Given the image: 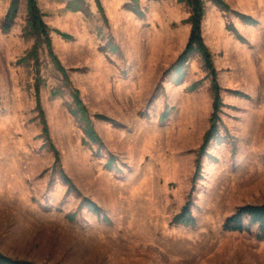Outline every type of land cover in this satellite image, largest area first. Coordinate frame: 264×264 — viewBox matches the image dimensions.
<instances>
[{"label":"rangeland","instance_id":"obj_1","mask_svg":"<svg viewBox=\"0 0 264 264\" xmlns=\"http://www.w3.org/2000/svg\"><path fill=\"white\" fill-rule=\"evenodd\" d=\"M139 1L144 17L127 8L132 0H37L99 147L85 143L46 44L19 62L36 43L25 35L27 0L8 32L11 0H0V251L36 264H264L255 227L224 229L241 206L264 204V0H205L217 82L195 53L182 83L173 65L189 41L190 7ZM216 96L217 131L203 149ZM186 205L194 225L176 220Z\"/></svg>","mask_w":264,"mask_h":264},{"label":"trees","instance_id":"obj_2","mask_svg":"<svg viewBox=\"0 0 264 264\" xmlns=\"http://www.w3.org/2000/svg\"><path fill=\"white\" fill-rule=\"evenodd\" d=\"M20 0H11L10 8L2 22V30L4 32H8L12 26L14 25L15 19L18 15ZM188 5L191 9V16L189 18V22L191 23V33L189 37L188 44L183 51V53L178 57L177 61L174 63L173 68L176 70L183 71L181 77H179L178 83H182L183 76L186 72V66L192 57L193 54L199 53L205 60L207 68L211 71L214 80L217 77V72L213 64L212 54L205 43V39L203 36V20L205 18V0H180ZM217 4L222 8H228V5L223 0H210ZM139 0H132V2L128 3L126 6L129 10H132L138 17H144L145 12L141 9ZM75 4V5H74ZM100 5V4H99ZM28 14H27V25L25 28V35L36 38V43L31 51H29L24 58H22L19 62H27L30 58L38 59V50L41 44H46L49 54L54 60L57 68L64 75L65 84L69 86L71 95H72V103L69 106L70 113L75 117V119L79 122H82L83 132L87 138L85 143L89 142L99 147L103 146V140L97 130L94 127L93 121L91 120L88 107L84 103L81 98L80 91L71 86L72 82L67 73V70L64 68L60 59L56 55L53 49L52 37H51V28L44 20V14L41 11L37 0H27ZM72 10H87L83 7V4H76L75 2L71 3ZM101 10H103L102 5H100ZM65 38H69L68 34H62ZM37 65H39L37 61ZM175 70V71H176ZM41 77H38L35 84L36 98H37V109L42 116V123L44 124V132L48 131L47 121L45 119L44 110L41 106L40 94H41ZM216 81V80H215ZM217 82V81H216ZM215 82V84H216ZM215 89H218V86H215ZM62 92L61 89H54L52 91V96L56 97L60 95ZM222 105V101L219 96H216L214 101L215 112L212 117L213 125L210 131L206 135V142L203 146V149L207 146L210 138H212L213 132L217 131V122L219 120L218 113L220 110V106ZM167 112V111H166ZM98 117H102L105 120H108V117H104V115H97ZM167 114L165 112L162 114V121L167 119ZM56 153V162L60 160L59 152L55 149ZM111 160H113V156H111ZM110 160V161H111ZM111 165L110 162H108ZM108 165V166H109ZM62 179L66 182L69 187L75 188L73 182L70 177L62 173ZM90 208L95 211L98 215L101 214V207H99L95 202L90 199L84 200ZM69 218L73 220L75 215H69ZM104 220L109 222L110 219L107 216H104ZM178 221H185V223L189 225L195 224V219L192 216L190 211V207L186 205L181 214L176 217ZM255 227V235L257 239L264 240V204H249L245 206H241L236 210L234 214L229 216L225 223L224 229L230 232H248L253 233V228ZM0 264H36L34 262L19 260L12 258L10 256L5 255L0 251Z\"/></svg>","mask_w":264,"mask_h":264}]
</instances>
